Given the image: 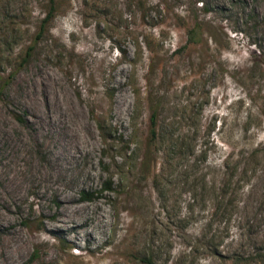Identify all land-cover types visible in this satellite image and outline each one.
Masks as SVG:
<instances>
[{"label": "rangeland", "instance_id": "1", "mask_svg": "<svg viewBox=\"0 0 264 264\" xmlns=\"http://www.w3.org/2000/svg\"><path fill=\"white\" fill-rule=\"evenodd\" d=\"M50 4L0 0V264H264V0Z\"/></svg>", "mask_w": 264, "mask_h": 264}, {"label": "trees", "instance_id": "2", "mask_svg": "<svg viewBox=\"0 0 264 264\" xmlns=\"http://www.w3.org/2000/svg\"><path fill=\"white\" fill-rule=\"evenodd\" d=\"M56 17V6H55V0H51V4H50V10L49 13L47 14V17L44 19L43 23H42V27H41V32H44L46 27L54 20V18ZM188 35H189V40L190 42L195 41L196 38V29H190L188 30ZM146 46L148 47V49L150 51H153L151 49L150 44L145 43ZM139 48H141L140 44H139ZM142 49V48H141ZM33 50V47H30L28 49V52L26 54V57L24 58L23 63H26L27 60L31 57V51ZM3 88V87H2ZM157 118H158V112L157 109H152V115L150 118L151 121V125H150V142L151 143H155L158 140L159 137V133H158V127H157ZM98 127L99 130L101 131L102 137L104 139V141L107 143L110 139V134L107 132V130L104 128V126L99 122L98 123ZM170 153H172L170 151ZM158 179L159 176H156L154 178V184L157 188L158 186ZM113 185H114V181L113 179H109L103 189L102 192H109V191H113ZM95 194L94 193H85L83 192L82 194V199L84 201H90L94 198ZM151 263V261H149Z\"/></svg>", "mask_w": 264, "mask_h": 264}]
</instances>
